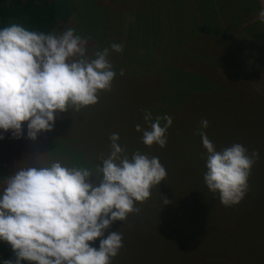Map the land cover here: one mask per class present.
I'll return each mask as SVG.
<instances>
[{"label":"rangeland","instance_id":"rangeland-1","mask_svg":"<svg viewBox=\"0 0 264 264\" xmlns=\"http://www.w3.org/2000/svg\"><path fill=\"white\" fill-rule=\"evenodd\" d=\"M72 1L74 13L52 33L75 29L89 38V55L113 43L123 45L122 52L110 51L108 57L116 73L111 91L119 90L117 100L110 99L109 91L100 92L95 105L57 113L52 131L39 133L35 140L27 136V122L18 140L0 132L5 136L0 140V189L16 165L59 161L67 167L93 168L110 149L91 146L90 138L97 145L107 144L106 132L112 128L129 158L136 151L158 157L167 176L143 204L136 203L139 212L113 222L105 232V238L114 231L123 236V247L111 264H264V100L255 94H264V51H254L264 49L259 16L264 0ZM230 32L238 47V34H245L251 47L245 43L232 51ZM210 74L213 81L204 78ZM202 92L214 95L199 98ZM193 95L195 101L189 103ZM118 103L136 106L134 119H144L146 111L152 122L169 116L165 147H147L143 132L123 130L132 120L116 110ZM204 119L208 127L201 129ZM197 129L217 151L239 143L249 153L259 152L247 194L238 205L225 207L219 194L208 190L203 179L206 150L201 139L199 144L191 139ZM99 243L91 246L98 249ZM6 261L15 264V255L0 241V264Z\"/></svg>","mask_w":264,"mask_h":264},{"label":"clouds","instance_id":"clouds-1","mask_svg":"<svg viewBox=\"0 0 264 264\" xmlns=\"http://www.w3.org/2000/svg\"><path fill=\"white\" fill-rule=\"evenodd\" d=\"M259 16L264 22V9ZM88 39L72 28L60 34L30 31L15 23L0 29V132L18 140L27 122V136L35 140L39 133L52 131L57 113L79 112L95 105L98 93L111 90L116 73L108 57L110 51L122 52L123 45L113 43L89 55ZM152 119L146 111L149 129L143 130L142 143L163 148L172 119ZM200 125L206 129L208 121ZM135 130L141 132V125ZM197 134L206 150L203 179L208 190L219 194L223 206L238 205L247 194L259 152L249 153L239 143L217 151L203 130ZM109 139V155L98 157L101 163L93 168L67 167L59 161L40 167L16 165L4 179L0 241L11 246L15 264H111L118 255L122 234L114 231L105 238V232L113 222L139 212L136 203L143 204L167 173L158 157L136 151L129 158L117 133ZM98 239L97 249L91 244Z\"/></svg>","mask_w":264,"mask_h":264},{"label":"trees","instance_id":"trees-1","mask_svg":"<svg viewBox=\"0 0 264 264\" xmlns=\"http://www.w3.org/2000/svg\"><path fill=\"white\" fill-rule=\"evenodd\" d=\"M74 11H75V7H74V3L72 0H0V29L6 26H9L10 24L15 23V24H19L23 26L26 30L44 32L45 34H49V33H52L57 27H59L60 24L66 23L67 20H69L70 16L74 13ZM213 74H210V76H207L204 78H206L208 81L210 80L213 81L214 80L212 77ZM124 83H127V82H124ZM118 92L119 90L117 91L110 90L109 93L107 94L108 95L111 94L109 95L110 97H112V98L109 97L111 100H114L113 98L117 100ZM203 92H205V90ZM255 94H257L262 100H264L263 93L259 92V94L258 93H255ZM211 95H214V94L203 93V94H200L199 98H201L202 96L210 97ZM195 97L196 95L191 96L188 99L189 103L194 102ZM116 105H117L116 110L120 114H122L123 117L129 120H132L130 127H122L123 130L134 131L136 135H138L139 133L143 132V130H146V129L142 128L141 132H137L133 126L134 124L136 125L141 124V125L147 126V128L149 129V123H146L145 120L141 116L139 118L137 117V119H134L133 110H135V108L133 107H136V106H132L130 104L125 105V104L118 103V104H114V107H116ZM194 126H195V122L193 121L192 123L193 129H194ZM198 131H200V129H197L196 133H198ZM106 133L108 137L107 144L97 145V143L95 144L94 141H92V139L90 138V142L92 144L91 146L98 147L101 150L102 148H105L106 150L110 149L111 141L109 137L113 133H117V132L113 130L112 128H108ZM196 133L191 134L193 137L191 139L195 141L194 143L199 144L201 143L200 141L201 137L197 136ZM118 144L122 148L125 147L122 144V139L118 140ZM190 236L192 237V235ZM191 241L192 240L187 239V242L190 243L191 245H194L197 243V242H191Z\"/></svg>","mask_w":264,"mask_h":264},{"label":"crops","instance_id":"crops-1","mask_svg":"<svg viewBox=\"0 0 264 264\" xmlns=\"http://www.w3.org/2000/svg\"><path fill=\"white\" fill-rule=\"evenodd\" d=\"M245 5V7L247 6V7H250L249 5H247V4H244ZM243 5V6H244ZM232 32H230V34H231ZM238 37H240L241 39L239 40V43H240V45H244L245 43L247 44V45H249V47H251L250 46V44L248 43V41H245V39H247L246 37L247 36H245V34H238L237 35ZM250 36H248V38H249ZM229 39H230V42H231V47H233L232 48V51H233V49H234V51L236 52V50L237 51H239V49H241L242 48V46H240V47H238L237 45H239V44H236V43H234V42H236V40H233L234 39V37L232 36V34L229 36ZM233 41V42H232ZM243 42V43H242ZM264 51V49H259V48H256L254 51H255V53L256 54H261L262 53V51ZM237 57H238V54H237ZM258 92V91H257ZM259 93V92H258Z\"/></svg>","mask_w":264,"mask_h":264}]
</instances>
